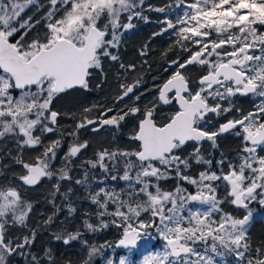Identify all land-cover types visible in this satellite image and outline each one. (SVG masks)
Wrapping results in <instances>:
<instances>
[{
	"label": "snow or ice",
	"instance_id": "obj_1",
	"mask_svg": "<svg viewBox=\"0 0 264 264\" xmlns=\"http://www.w3.org/2000/svg\"><path fill=\"white\" fill-rule=\"evenodd\" d=\"M38 4L39 0H0V143L6 146L14 142L19 149L42 144V135L53 132L50 125L58 123L60 114L51 108L54 97L75 85L88 88L90 70L100 68L102 58L119 59L111 50L121 42V30L133 28L131 21L136 17L148 19L142 14L144 0H139V4L137 0H47L46 6L40 5L46 11L37 20L38 12L27 13ZM175 6L182 9V15H177L175 21L168 16L160 21L166 25L160 31L171 30L176 37L162 55L178 47L188 57L183 62L180 57L170 61L176 71L158 91L160 101L175 103L178 110L165 118L166 123H157L154 107H146L132 137L139 142L136 151L104 150L89 162L92 168L107 172L106 160L115 164L122 161L123 175L112 179L128 183L119 192L101 187L89 194L97 206L95 215L99 224L85 219L84 228L95 232L108 226L103 217H113L111 222L123 230L117 246L125 249L136 248L148 230L154 229L163 242L162 249L144 257L142 264H217L214 256L226 254L234 255L237 264H264V247L253 248L248 236L253 217L251 205L257 203L264 208V155L258 152V149L264 151V0H177ZM155 11L164 13L166 8ZM122 14H126L128 22H123ZM41 24L43 35L28 41L29 34ZM141 55H146V51L142 50ZM195 64L204 72L198 87L192 86L183 74ZM120 68L127 73L135 71L136 65L121 64ZM138 85L139 80L133 84L121 83L116 100L123 102L132 95L138 101L140 97L135 95ZM15 90H19L18 95L14 94ZM173 91L175 95L171 96ZM237 94L262 99L245 114L232 105ZM94 110L97 115L89 119L88 114ZM140 111L135 104L127 107V111L93 105L83 110L75 129L68 135L75 136L77 130L90 125L97 126L94 131L100 126H118L127 116ZM233 111L238 118L228 119L212 130L209 114L219 117ZM37 131L40 135L35 134ZM224 133L241 139L239 163L228 161L225 166L222 155L216 162L219 172L208 168L197 177L185 174L192 158L209 165L212 161L204 159L199 146L183 158L176 154L177 150L190 141L197 145L211 142L215 148L217 139ZM87 143H70L65 162L77 157ZM60 146V139L51 141L31 162L17 154L13 163L21 171L14 172L12 179L5 177L0 182V264H10L11 257L17 253L28 257L27 264H44L43 257L54 264L49 249H44L43 257L31 252L30 246L37 235L35 229L22 237L13 235L11 229L26 228L34 210L33 203L22 196L21 182L34 186L41 177L53 176L50 161ZM0 169L7 170L8 165L0 164ZM169 169L175 171L179 180L195 186L196 192H188L179 183L174 191H162L158 181L170 175ZM59 179H70L67 167L60 169ZM220 183L226 193L223 199L218 196ZM55 187L53 196L59 193V184ZM62 195L68 199L66 193ZM190 202L206 207L193 209L188 206ZM225 204L234 206L233 210H225ZM110 205H115L113 211H109ZM68 211L71 215L76 209L69 205ZM142 213L150 214L149 219H141ZM54 217L55 213L48 216L44 225H51ZM80 237L79 229L55 235L65 245ZM81 243L88 246L87 240ZM99 251L91 247L88 255L91 257ZM105 264L130 262L121 256L118 261L108 258Z\"/></svg>",
	"mask_w": 264,
	"mask_h": 264
},
{
	"label": "trees",
	"instance_id": "obj_2",
	"mask_svg": "<svg viewBox=\"0 0 264 264\" xmlns=\"http://www.w3.org/2000/svg\"><path fill=\"white\" fill-rule=\"evenodd\" d=\"M39 2L41 5H47V0H39ZM175 3H177V0H144V4L141 6L142 14L148 19L144 20L139 17L134 18L131 21L134 25L133 28L121 34V42L118 47L111 50L114 55L119 57V59L117 61H112L109 58H102L101 67L90 70L88 88L80 86L68 89L64 93L58 94L54 97L51 108L53 111H57L60 114L58 116V123L56 125H50L54 128L53 132L44 133L42 135V144L36 145L34 148L26 147L24 149H19L14 142L8 143L6 146L5 144L0 143V149H3V151L0 152V164L8 165L7 170L0 169V182H2L5 177L7 179H12V174L15 172L13 170L21 171L20 166L13 163V157H16L17 154H19L25 161L31 162L34 157L38 156L39 153L44 150V146L51 143V141L60 139L61 144L64 145L65 142L72 139V136L68 135V133L72 131V127L69 123L79 121L83 110L92 107L93 105L109 104L108 107L110 108L120 107L124 111H127V107L131 106L129 105L126 107L125 104H129L128 102L131 101L132 105L135 104V106H138L141 109L139 113L127 116L118 126H106L104 128L103 131H106L107 134H112L113 136L105 137L104 143L100 146V149L108 150L109 152H134L137 150L138 142L134 141L132 137L137 131L141 113L145 111L146 107H154L155 110L153 116L157 123L167 122V119L165 118L171 116L177 108L175 103H162L158 98V89L161 84L173 74V68L169 66L170 61L177 60V58L180 57V62H182L184 59H187L188 54L181 52L179 48L175 52V49L173 48L166 56L162 55L171 45L174 44V42H172L173 37H166V34L159 32L160 25L157 20L164 15L161 12L155 11V9L160 7L168 8ZM45 11L46 7L35 11V13H39L36 15V19L39 20L44 15ZM43 29L44 25L41 24L29 34L28 41H31V39L35 38L38 34L43 35ZM153 33L160 34L154 36ZM142 50L146 51V55H141ZM121 64H135L136 69L135 71H128L125 73V71L120 68ZM183 74L190 81L192 86L197 87L199 85L198 79L204 74V72L200 65L195 64L187 67V69L183 71ZM136 80H139V85L135 89V95L139 96L140 99L135 102V97L130 95L124 102L115 103L116 97L120 95V88L115 91V86H118L121 83L133 84ZM113 87L114 94L111 96L113 93ZM32 90H35L34 86ZM233 104L235 105L234 108L243 110L245 114L254 108V100L249 96H240V99H235ZM233 114L238 116L235 111ZM96 115L97 112L95 110L88 114L89 119L94 118ZM220 119L221 121H225L226 116H222ZM81 129L86 131L87 128L84 127ZM35 134L40 135L39 132H36ZM90 136H94V134L89 133V137ZM219 139L216 149L212 148L213 154L211 160L215 159L219 161L222 155L225 160L232 159L233 154L239 152L242 147L241 139L238 140L231 137L230 133L219 136ZM79 140H81L80 143H83L88 140V137H81ZM194 144L195 143H188L186 144V147H192ZM88 146H90L89 142ZM86 151V149L81 151L80 156L84 155ZM107 165L109 170L107 172L103 171V176L106 179V182H112L114 188L118 191L125 186L124 183L126 181L120 179L113 180L112 177L123 175L122 166L120 164H115L113 161H108ZM201 166L203 169H206L204 164H201ZM90 169L94 170L92 167H90ZM170 171L172 174L166 178L169 184H163L162 182L159 184L164 190H173L177 187L178 183L185 187L189 185L186 181L179 180L174 171L171 169ZM216 171L219 172L218 167ZM42 183L43 182L39 183V185L34 188L27 187L21 183L23 188L20 191L23 198L33 202L36 207L33 208L34 210L28 217L27 227L23 229L20 228L17 233L19 234V237H22L25 234H30L31 230L35 229L37 235L35 237L34 245L30 246L31 252L43 257L44 249H49L54 264H56V262L64 264L69 261L62 257V252L60 251L59 246H57L59 240L54 237L57 233L62 234L59 232V224L57 223L56 217H54L52 224L48 226L44 225V220L58 211L64 203H66V208L69 205L62 200H56V196L52 197L51 194H40L37 196L30 195V192L38 188ZM50 201L51 204L49 203ZM224 208L227 211H232L234 206L225 204ZM251 208L258 211L260 214H264V208H261L257 204L251 205ZM240 212L242 211L240 210ZM248 228V236L252 247H263L264 220L260 217H255L251 220ZM117 229L120 230L121 228H118L111 222L108 224L106 232L108 233L111 231L118 235V232H116ZM64 231L67 232V230ZM153 233L154 235L148 245L156 248L162 247V241L160 240L158 233H156L155 230ZM101 234L102 233L99 231L97 236H100ZM121 235L122 232L119 236ZM117 239L118 238H116V240ZM76 242L79 241L76 240ZM85 256L86 255H83L79 258L83 259ZM43 258L44 264H49L47 258ZM83 261L85 260L83 259Z\"/></svg>",
	"mask_w": 264,
	"mask_h": 264
},
{
	"label": "rangeland",
	"instance_id": "obj_3",
	"mask_svg": "<svg viewBox=\"0 0 264 264\" xmlns=\"http://www.w3.org/2000/svg\"><path fill=\"white\" fill-rule=\"evenodd\" d=\"M137 3L139 4V0H137ZM40 5H41V3L39 2V4L37 6L33 7L32 9H30L28 11L27 15L35 14V11L40 10V8H41ZM175 5H176V3L169 6L168 8H166V11L164 13H162L164 16L157 20V22L160 25L159 32H161L160 31L161 27H166V25H162L160 23V21H163L165 16H168L173 21H175L177 15H182V9L176 7ZM122 15H123V22H125V23L128 22L126 14H122ZM25 18H27V16ZM124 32H126V31L121 30L120 35L123 34ZM162 33L166 34L165 35L166 37H173L172 42H175L176 37L174 36V34L172 33L171 30H168L167 32H162ZM174 49L176 52L178 50V47H175ZM257 54H259V53H257ZM172 68H173L172 72H175L176 68L175 67H172ZM115 88H116L115 91H117L120 87L118 85V86H115ZM112 92L113 93L111 94V96H113V94H114V87L112 89ZM14 94L18 95L19 91H15ZM250 98L252 100H254V105H253L254 107L256 105H258L262 99L261 97L252 96V95H250ZM232 102H233V99H232ZM128 103L129 104H125V105L126 106H129V105L133 106L131 101ZM222 103H224L225 106H228L226 102H222ZM99 105L103 106L105 108H110V107H108L109 104H99ZM232 105H233V107H235V105L233 103H232ZM233 113H234V111L231 113L222 114L219 117H217L215 114H209L208 122H210V124L213 126L212 130L218 129L219 125L222 122H224V121H221V119H220L222 116H226V120L232 119L233 117H238V116H235ZM109 115H112V113ZM77 122L78 121H75L74 123H72V122L69 123L70 126L72 127V131L75 129V125ZM232 135H234V134H232ZM112 136H113L112 134H107L106 131H103L100 134L89 137L88 131H85L84 129H79L76 131V135L72 136V139L65 142L64 145L61 144L60 148L57 150V154H56L55 158H52L50 161V169L49 170L51 172H53L54 174L58 175L57 180H61V179H59L60 169L67 167L70 179L62 180V186L71 187L70 189L72 191L68 196L67 205H71L72 207H74L76 209V211L70 215L69 211L67 209L68 207L66 208V203H64L62 205V207H60L58 209V211L55 212V217H56L57 223L59 224V230H60L59 232H61L62 235L66 234L67 232H75L77 229H79L81 232L80 240H78L79 242H76V241L70 242V244H69L70 259H68L69 262H65L64 264H71V263L72 264H83V262H84L83 259L85 261H88V264H105V262L108 258H112L114 261H118L121 256H124L130 262V264H142L144 257H146L149 254H154L156 251H160L162 249V247L156 248V247H151L148 245V243L151 241V238L154 235V233H153L154 229L148 230V235L145 236L141 241L138 242L136 248L127 249V250H118L116 248L115 244H116V241L120 238L119 235L123 231L122 229H120V230L117 229V231H116V232H118V235H117L111 231L107 233L106 232L107 227L99 228L95 232L88 231L86 228H84L83 222L85 219H88L89 222L94 224V225L99 224V221L97 220V217L95 215V213L97 212L98 209H97V206L91 202V200L89 198V194L94 193L95 191H98L101 187H103L109 191L113 190V189L115 191H117L114 188V185L112 182H110V183L106 182V179L103 176V170L100 169L99 167H96V168H94V170H91L90 167H92V166L89 163L90 161H94L96 159L97 153L104 151V150L100 149V146L104 143L105 137H112ZM81 137H84V138L88 137L87 141L90 143V146H88V143H87L88 147L85 148L87 150L86 153L82 156H80V154H79L77 157H74V159H71L70 162L66 163L64 160V155L68 151L69 144L72 142H79L80 143L81 140H79V139ZM219 140L220 139L218 138L216 141L217 144L219 143ZM197 146L200 147V149H201L200 154L204 157V159L205 160H211V157L213 154L212 148H214V147L212 146L211 142H207V141L206 142H200L199 145H197V143H195L194 146H192V147H186V145H184V146H182V148L180 150H177L176 154L181 156L182 158L187 157V156H189V153H191L193 151V149L196 148ZM214 149H216V147ZM43 151L44 150H42L41 153ZM258 152L260 155H264V151H260L258 149ZM41 153H39V155ZM237 154H238V152L236 154H234L232 159L225 160V166H226L228 161H232L234 163H239V159H238ZM131 159H135V158L131 157ZM211 161H212V164L209 165V164H204V163H197L195 161V159L192 158L190 160L191 167L188 169H185L184 172H185V174H187L189 176L197 177L201 171L205 170L202 168L201 164H204L206 166V169L211 168V170L216 171L217 160L214 159ZM105 162L107 163L108 161L106 160ZM155 163H156V166L161 167L162 170L164 169V166L159 165L158 162H155ZM119 164L122 166V170L124 172L123 162L121 161ZM13 171H15L16 173L20 172L18 170H13ZM168 171L170 172V175H171L172 172L170 171V169ZM172 171H174V170H172ZM134 174L135 173H131V175H134ZM169 176H167V177H169ZM166 178H161L158 181V183L160 184V182H162L163 184H169L167 182ZM151 179L153 180V183H157V181L154 178H151ZM51 180H52V176L46 177L45 181H43V183L38 188H36L30 192V195L37 196L40 194L41 195L51 194L52 197H55L52 195V193L56 191V188L54 187V182L53 181L51 182ZM77 180H84L85 183L77 184L76 183ZM214 183H216V182H214ZM124 185L125 186H123L121 189L126 188L127 182H125ZM183 187H185V186H183ZM22 188H23V186L21 185L20 190ZM59 188H61V186H59ZM160 188L162 191H174L176 189L175 188L173 190L172 189H165L164 190L161 186H160ZM185 188H187L188 192H191L193 194L196 192L195 186L188 185ZM121 189H119L117 192H119ZM152 191H155V189H152ZM225 195H226V193L224 191V185H223V183H220V186L218 188V196L221 199H223ZM59 196H61V190H60ZM61 198H63V197H61ZM49 203L51 204V201ZM253 204L255 205L257 203H253ZM168 206L170 207L171 205H168ZM188 206L192 207L193 209H195L197 207H200V208L206 207L205 205H200L198 202H190ZM34 207H36V206L33 203V208ZM224 207H225V205H224ZM114 208H115V205L110 206L109 211H113ZM149 216H150V214L142 213L141 219L148 220ZM255 217H260L264 220V214H260L258 211L253 209V217L251 220H253ZM103 219L108 224H110L111 221L113 220V217L105 216V217H103ZM249 225H248V227H249ZM19 230H20L19 226L11 229L12 234H17V232ZM64 230H67V232H65ZM99 231L102 234L100 236H97ZM116 238H118V239L116 240ZM83 240L88 241L87 247H85L81 243V241H83ZM101 246H103V247H101ZM91 247H96V248L100 249V251L98 253L93 254L91 257H89L88 251H89V248H91ZM199 248L202 251L203 245H200ZM83 255H86L85 258H83V259L79 258V257H82ZM214 259L217 261V264H237L236 258L232 254H226L222 257L221 256H214ZM56 264H59V262H56Z\"/></svg>",
	"mask_w": 264,
	"mask_h": 264
},
{
	"label": "flooded vegetation",
	"instance_id": "obj_4",
	"mask_svg": "<svg viewBox=\"0 0 264 264\" xmlns=\"http://www.w3.org/2000/svg\"><path fill=\"white\" fill-rule=\"evenodd\" d=\"M183 62V61H182ZM171 67H175L174 65H172ZM176 68V67H175ZM172 69V68H171ZM199 86V85H198ZM197 86V87H198ZM171 96H173V94H170ZM132 96V95H131ZM240 96H242V95H239V94H237L236 96H234L232 99H233V101L235 100V99H240ZM134 97V96H133ZM127 99V98H126ZM125 99V100H126ZM124 100V101H125ZM123 101V102H124ZM134 101L136 102V100L134 99ZM122 103V102H121ZM233 103V102H232ZM242 104V103H241ZM116 108H120V107H116ZM121 109V108H120ZM144 112V111H143ZM143 112L141 113V117H140V119H139V121L143 118ZM112 114H115V113H112ZM137 114V113H136ZM238 118V117H237ZM138 121V122H139ZM96 125H90V126H88L87 127V129H86V131H88L89 133H93L94 135H97V134H100L101 132H103V130H104V128L106 127V126H102L100 129H99V131L98 132H94L93 130H92V128L93 127H95ZM230 136L231 137H234V138H236V139H238V140H240V138H238V137H236L235 135H232V133H230ZM233 156H234V154H233ZM224 157V156H223ZM46 177H44L41 181L43 182V180L45 179ZM57 178H58V175L57 174H54L53 176H52V180H51V182L53 181L54 182V187L57 185V184H59V186H61V188H59L60 190H61V196H59L60 195V190H59V193L57 194V196H56V200H62V201H64V202H67V199H65L64 198V196L62 195V194H67V196H69V194L71 193V192H69L68 190L71 188V187H68V186H66V187H64V186H62V180H57ZM40 181V182H41ZM56 188V187H55ZM61 197H63V198H61ZM230 205V204H229ZM57 206V205H56ZM242 212H243V210H241ZM13 235H15V236H19V234L17 233V234H13ZM57 246H59V248H60V251L62 252V257L63 258H66V260H68V259H70V250H69V244L68 245H65L64 243H63V240H59V242L57 243ZM27 259H28V257L26 256V255H21V254H19V253H17L15 256H13V257H11V261H10V264H27ZM72 264V263H71Z\"/></svg>",
	"mask_w": 264,
	"mask_h": 264
},
{
	"label": "water",
	"instance_id": "obj_5",
	"mask_svg": "<svg viewBox=\"0 0 264 264\" xmlns=\"http://www.w3.org/2000/svg\"><path fill=\"white\" fill-rule=\"evenodd\" d=\"M171 65H172V64L170 63V66H171ZM168 79H169V78H168ZM168 79H167V80H168ZM199 79H200V78H199ZM167 80H166V81H167ZM166 81H165V82H166ZM165 82H164V83H165ZM164 83H162L161 86H162ZM75 87H79V85H75V86H73V88H75ZM71 89H72V88H71ZM16 91H19V90H16ZM170 94H171V93H170ZM172 94L175 95L174 91L172 92ZM158 97H159V91H158ZM118 102H120V101H118V100L115 99V103H118ZM177 107H178V105H177ZM224 123H225V122H224ZM138 125H139V123H138ZM86 127H88V126H86ZM95 127H97V126H95ZM95 127H93V128H95ZM101 127H102V126H100L99 128H97L96 131H94L93 128H92V130H93L94 132H98L99 129H100ZM137 131H138V128H137ZM137 142H138V141H137ZM138 143H139V142H138ZM82 150H83V149H82ZM42 178H43V177H41V179H42ZM40 181H41V180H40ZM38 183H39V182H38ZM34 186H35V185H34ZM30 187H33V186H30ZM120 238H121V237H120ZM120 238H119V239H120ZM119 239L117 240V242L119 241ZM117 242H116V248H117V249H120V250H126V249L123 248V247H118V246H117Z\"/></svg>",
	"mask_w": 264,
	"mask_h": 264
}]
</instances>
